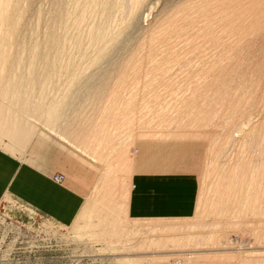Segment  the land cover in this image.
I'll return each mask as SVG.
<instances>
[{
  "label": "rangeland",
  "instance_id": "obj_1",
  "mask_svg": "<svg viewBox=\"0 0 264 264\" xmlns=\"http://www.w3.org/2000/svg\"><path fill=\"white\" fill-rule=\"evenodd\" d=\"M148 1L144 6H150L138 15L139 25L131 27V33L127 31L133 34L129 37L134 44H121L120 54L116 48L113 58L99 65L87 67L90 62L78 57L79 62L74 61L84 70L87 67L86 73H80V81L87 80L90 72L102 74L113 62L118 68L110 75L106 92L95 96L77 91L69 84V72L57 71L52 81L55 86L49 84L46 94H41L43 103H61L72 96L69 104L74 110L66 109L57 123L46 120L43 113L37 117L33 109L20 113L24 114L21 117L29 137L18 145L0 135V264H122L121 258L134 261L132 264H264V201L257 204L255 212L249 206L248 212L237 215L233 206L237 203L230 195L225 197L231 198L229 203L225 199L232 205L229 210L222 203L224 199L220 201L221 193L232 192L227 193L219 181L230 171L245 177L264 168V16L261 20L256 17L259 21L251 16L264 0L243 1L246 5L238 0V8L232 4L230 12L218 6L224 0ZM6 3L11 21H23L13 34L26 42L37 15L47 19L52 7V0ZM250 3L253 7L257 4L253 13ZM190 4L193 9L201 7L188 11ZM178 12L195 13L192 20L197 27L207 17L206 34L208 39L213 34L210 38L215 41L206 39L202 21L203 33L195 24L196 32L192 26L180 25L183 33L177 30L180 33L173 35L178 37L171 35L173 41L167 40L170 45L163 42L164 34L155 30L160 26H154L159 22L161 31L166 26L162 23H167L165 18ZM242 27L246 29L243 32ZM151 39L153 45L148 44ZM11 45L12 61L20 57L16 49L33 47ZM122 71V88L116 91L113 86ZM0 72V80L7 86L19 82L6 70ZM43 78L39 77L40 81ZM64 133L69 136L64 137ZM94 136L103 137V143ZM238 187H233V195ZM91 204L105 220L101 224L104 230L98 231L103 236L98 238L96 233H86L89 229L73 230L76 216L92 208ZM90 219L84 215L80 225Z\"/></svg>",
  "mask_w": 264,
  "mask_h": 264
},
{
  "label": "bare ground",
  "instance_id": "obj_2",
  "mask_svg": "<svg viewBox=\"0 0 264 264\" xmlns=\"http://www.w3.org/2000/svg\"><path fill=\"white\" fill-rule=\"evenodd\" d=\"M147 1L148 0H52V4H51L52 7H51V12H50L49 17L47 19H45V17H43L41 13H39L37 15V17H36L37 20L35 19L36 20L35 23L32 24L30 26V28H29L30 29V38L26 42V41H21V40L17 39V37L13 34V32L21 24H23V21H19L18 23L12 22L11 21L12 19H11L10 7L7 5L6 0H0V44L1 45L2 44L3 45L5 44L4 47H1V45H0V71L6 70V72L8 74L12 75L11 76V79H14L15 80L16 78L17 79L19 78V82H16V84L10 85L11 87L7 86V83L5 84V82H3V81L0 80V92H2L1 95H0V99L5 100L4 101L5 104L8 105V106H3V104H1V102H0V135L8 137L15 144H17V143L20 144L21 142H23L25 139H27L29 137V131L25 128V126L23 124V119L21 117L24 114H21L20 115V113H26L28 111H31V109H33L34 112H35L34 114L37 117H40L41 113H43L46 116V120L53 121V123L54 122L57 123L58 121L61 120V117H62L61 114L66 109L67 110H70V111L71 110H74L72 104H69L70 103V100L73 98L72 96H71L72 98L69 97V98H67V101H64L63 100L61 103H57V102L54 103L53 102V103H47L45 105L43 103V101L45 100V98L43 99V97H41V94L44 91L45 92L47 91L46 89H47V86L49 84H53L52 81L55 78V76L57 77V71L59 72V71L62 70V71L69 72V76L71 77V79H69L70 82L69 81L68 82H69L70 85L76 86V89L75 90H77V91L78 90L79 91L80 90L81 91L84 90L88 94L89 93L90 94L91 93L92 94L94 93V95L97 94L98 96H99V94H103L104 92H106L109 89V87H110L109 85H111V84H109L110 75L112 74V72L114 71V69H116L118 67H116V65H114L113 62L110 63V64L108 63V65H107L108 69H106V71H104L102 74L101 73H98L97 74V73H95L97 71H94V72H90L89 74L87 73V76H86L85 73L87 72L86 71L87 70V67H90V65L96 64V63L99 65V63L103 62L104 60H106V62L108 60H111L113 58L112 57L113 56V53L116 52L115 49L118 48L121 44H131V43H133L132 42V39H130V37H129V36H132L133 34H130L129 35L127 33V31L131 27H135V26H137V24L139 25V22H138L139 21L138 20L139 13L142 11V8H145V7H149L150 6V5L149 6H144L145 3H147ZM195 1H194L193 4H195ZM203 1H205V0H203ZM231 1L232 0H224L222 4H220L221 2L219 3L222 6H220L219 4H218V6H219V8L220 7H223L224 10L227 9V11L229 9L228 12H230V10L232 9V8H230V6L232 7V4H234L233 7L235 9V7H237V4L236 3H238V4L241 3L240 5H243L244 4L243 1L247 2L246 0H242V2H240L241 0L240 1H238V0L237 1L235 0L234 1L233 0V3H230ZM250 1H248V2H250ZM190 2L191 1L189 0V3ZM252 2H253V0H252ZM148 3H149V1H148ZM174 3H175V1H174ZM176 3H178V2H176ZM176 3H175V6H176ZM254 3H256V1ZM191 4L189 5V7L191 6ZM250 4L251 5H249V6L253 7V4L252 3H250ZM178 5H181V3L178 4ZM178 5H177V7H178ZM244 5H246V4H244ZM259 5H260V3L258 4V6ZM152 6H154V5H152ZM168 6H169V4H168ZM173 6H174V4H173ZM192 6L194 7L195 5H192ZM256 6H257V4H254V7L255 8H256ZM260 6L258 8H256V10H255L254 13H253V11H254L253 9H255V8L253 7L252 10H251L252 11L251 13H253V14L251 15V13H250V15L253 16L254 18H256V17L258 19L260 18L259 20H261L262 16H264V10H263L264 5L261 6L262 8ZM200 7L201 6L199 5L198 8H200ZM155 8H157V7H155ZM191 8L192 7H190V9L188 11H193L197 7H194V9L193 8L191 9ZM198 8L196 10H199ZM223 8L221 9V13H223V11H224ZM162 9L166 10L165 7L164 8L162 7ZM201 9L204 10V8H201ZM234 9H233V11H234ZM239 9H240V7H239ZM239 9H236V10H239ZM143 10H145V9H143ZM148 10L153 11L154 9L153 10L152 9H148ZM164 10H163V14H164ZM227 11L225 10V12H227ZM193 12H190L191 13V16L187 15L188 12H186L187 14H182L181 13V15H180L179 14L180 12H178L176 14H179V15H172V16L170 15L171 17H169L168 19L165 18L167 20L168 25H167V23H165L166 22L165 20H164L165 22L162 21L163 22L162 25L163 24L166 25L165 28L166 27L167 28L166 29L163 28L161 31L158 30L159 28L160 29L162 28L161 27V24L159 22L157 23V25L154 24L155 25L154 27H159L160 26L158 29H155L157 31V34L158 35L164 34L163 36H165L164 39H166V40L165 41L162 40V41L165 42L166 44L169 43L167 45L172 44V43H170V41H167V40L168 39L169 40L172 39L171 35H173L174 33H178L177 30H179V31L181 30L180 32L183 33V31H182L183 29H179V28H181L180 25L181 26H186V27L187 26L188 27H190V26L193 27V25L195 24L196 26L195 25L194 26L196 28L197 27V23L196 22L194 23V21H196V20H194V21L192 20V16L195 15V13H193ZM149 13L151 14L152 12H149ZM173 14H174V12H173ZM141 15H142V12H141ZM196 16H197V13H196ZM200 16H203L204 17V15H200ZM200 16H198V18ZM156 17H158V16H156ZM194 18L196 19L197 17H193V19ZM202 18H200V19H202ZM206 18H203V19L206 20ZM257 18H256L255 21H259ZM161 20H162V18H161ZM205 20H202V21H205ZM199 21H201V20H199ZM202 21H201V23L204 24ZM209 21H208V19H207V22L205 21V30H206L205 32L203 31L204 28H202V30L200 28L201 27V23L199 22L200 26L198 24V27L199 28L197 27V29L201 30V32L203 31L204 32V35L207 33L208 28H207L206 25H208L207 23ZM233 22H231V23H233ZM241 26H240V28H241ZM233 27H234V25H233ZM40 28H41L42 32H40L41 31V30H39ZM195 28L193 27L194 32L197 31V29L195 31ZM242 28H243V30H241V29L240 30L243 32L244 29H245V27H242ZM131 31L132 30L130 29V33H131ZM210 31H212V30H210ZM159 32H161L162 34L159 33ZM132 33H134V32H132ZM208 33H209V31H208ZM216 34H215V37L217 38V36H218L219 33L217 35ZM207 35L208 34H206L205 37H206L207 40H209V39H211L210 36H212L213 34H211L209 36V39H208ZM176 36L178 37L179 35H175V36L173 35V37H176ZM189 36H191V35H189ZM151 37H152V35L150 36V38ZM153 37H155L154 34H153ZM184 37H186V35ZM201 37H203V34H202ZM188 38H190V37H188ZM188 38L187 39L183 38V39H185V41H187ZM152 39L154 40V38H152ZM152 39L151 40H148V42H149L148 44H152L153 43V40ZM162 39H163V37H162ZM174 39H178V38H174ZM180 39H182V37ZM180 39H178V40H180ZM202 39L205 40L204 38H201L200 40H202ZM212 39L214 40L215 38H212ZM162 41H160V42H162ZM172 41H173V39L171 40V42ZM135 42H136V40H135ZM174 42H176V41L174 40ZM156 43L158 44L159 42H156ZM156 43L154 42V44H156ZM165 43H163V44H165ZM9 44L10 45L11 44H32L33 47H31L30 49L28 48L29 50H27L26 48L24 49L22 47L21 48H18V49L15 48L16 49L15 52L16 53H19V56L20 57L18 59H16V60H13L12 61L11 60V53L13 51H12V49H9V48H11V47H9L10 46ZM141 44H143V43H141ZM195 45L196 44H194V46ZM18 46H20V45H18ZM227 48H229V47L227 46L225 48L226 51H227ZM119 49L120 48H118L117 52L120 54L121 53L120 52L121 49H120V51H119ZM114 50H115V52H114ZM122 50H125V49H122ZM128 51L129 50H127V52ZM38 52L40 53L39 56H37L38 55L37 54ZM24 54H28V57L27 58H23V55ZM77 57L78 58H81V60L82 59H86V60H83L84 62L87 61V60L90 62L89 66L87 65L86 70H84L85 68H81V67H79L78 64L74 63V61H76L78 59ZM35 60L37 61V63L39 62V63L43 64V67L40 68L39 65L36 64ZM63 60H66L67 63L66 64H61V61H63ZM77 62H79V59H78ZM87 62H85V63H87ZM8 63H9L10 66L9 65L8 66L6 65ZM85 66L86 65H84V67ZM100 67H101V65H100ZM213 67L216 69V65L213 66ZM96 68H99V67H96ZM214 68H212V69L214 70ZM109 69H111V70H109ZM81 70H83V71H81ZM62 71H61V73H62ZM82 72H85L84 74H85L87 80H84V81H80L79 80L78 77L81 75L80 73H82ZM0 73H2V72H0ZM100 74H101V76L99 77L98 75H100ZM124 74L125 73L123 71L120 72V74H118L119 81H117L114 84V86H113L114 90L116 89V91H117V89L122 88V84L120 82V77H123ZM41 76H44L43 81H40V79H39V77H41ZM97 76L99 78L98 80L96 78ZM95 78H96V80H95ZM35 80H36V84L32 85V83ZM11 83H12V80H11ZM9 84H10V81H9L8 85ZM69 84H68V86H69ZM71 90H73V89H71ZM10 91H11V96L9 95V92ZM69 92H72V91H69ZM35 94H37V95L34 96ZM97 95H95V96H97ZM67 96H68V94H67ZM90 97H93V96H90ZM52 99H54V98H52ZM115 101H117V100H115ZM4 102H2V103H4ZM8 102L10 103V105H9ZM66 102H68V103H66ZM111 103H112V101H111ZM11 104H13V105H11ZM106 108H108V107H106ZM114 108H117V107H114ZM19 109L21 111H19ZM73 117H75V116H73ZM248 118L250 120V117H247V119ZM113 120H114V118H113ZM82 121H83V119H82ZM83 122H85V121H83ZM249 122H251V121H249ZM71 123L73 124V122H71ZM246 124H249V123H246ZM262 125H263V123L261 124V126ZM250 126H254V125H250ZM263 128H261V129H263ZM30 131H31V129H30ZM262 132H263L262 133L263 134L262 136H264V131H262ZM83 133H84V131H83ZM60 134H61V132H60ZM66 134L67 133H64L63 136L65 137ZM69 134H70V132H69ZM73 134H75V133H73ZM103 134H105V133H103ZM67 136H69V135L67 134ZM260 136H261V134H260ZM94 137H96V139H98L100 143L103 141V137L102 138L100 136H94ZM94 141H96V140H94ZM106 142H107V140H106ZM262 149L263 148L261 147V150ZM261 154H264L263 151H262ZM261 156H263V155H261ZM263 161H264V157H263ZM259 164H261V163H259ZM263 165H264V163H263ZM263 165L261 164L262 168H263ZM251 166H254V164L253 165L251 164ZM255 166H258V163ZM245 167H246V165H245ZM246 169L249 170L250 169V166H247ZM242 170L244 172L246 171L244 168ZM225 173H226V171L223 174H225ZM255 173H256V175H254ZM248 175L245 174V177H247V176L249 177V178L247 177V179H246L244 177V175H243V177H241L240 175L239 176L236 175L235 170H234L233 172L230 171V174H226V176H224L223 178H222V176L221 177L219 176V178H222V179H219V181L221 180L220 182H222V183H220V184H222L223 187H225V189H226L225 191H227V193H229L230 191L232 192V194H225L224 193V188H223L221 190V192H223V194H225V195L222 196V193H221V197H223V198L220 201H222L224 199L223 200L224 202L222 201V203L224 205L226 203V201L230 198V197L227 196L228 198L226 199L225 198L226 195H230L231 198H232V199L231 198L230 199L237 203V205H233L234 207H236V212H237L236 214L237 215H238V212H239V214H242L244 212H248L249 209H250V207L252 208V209H250L252 211L254 208H256L257 204L259 206L262 203V201H264V199H263L264 197H263V195L261 193V191H262L263 194H264V191H263L264 190V168L260 172H257V170L255 169V172L254 173L252 171V174L250 175V172H249ZM57 180L59 181L60 179L57 178ZM222 185H220V186L222 187ZM233 187L234 188H237V187L239 188V189H235L236 191H235V194L234 195H236L235 196L236 197V200L233 199L234 198V195H233L234 188ZM242 188H243V190H242ZM97 191H98V189H97ZM98 195H100V194H98ZM232 195H233V197H232ZM216 198H214V200L212 198V201H214L217 204L219 202H217L218 199H216ZM260 198H262V200ZM97 199H99V196H98ZM225 199H226V201H225ZM105 200H107V199L105 198ZM234 202L231 203V204H234ZM89 203H90V201H89ZM108 203H110V202H108ZM215 203H214V205H215ZM228 203H226L227 205L226 204L224 205V206L227 207L226 210L227 209L229 210L232 207V205L229 206ZM217 205H220V204H217ZM223 205L221 204L222 207H223ZM91 207H92V204H91ZM94 207H95V205H94ZM217 207H219V206H216L215 208H217ZM234 207H233V209H234ZM105 208H107V209L109 208L108 204H107V206ZM86 209H88V208H86ZM96 209H94L92 207V208H90L87 211L85 210V212L84 211L82 213L80 212L78 214L77 218H76V221L74 222L75 223L74 224L75 226H74L73 230H77V231H80L81 232V231H85L86 229L87 230L89 229V231L86 232V233H88V234H89V232H92V234L93 233H96L95 234V238L96 237L98 238L99 235H102L98 231L100 230V232H101L102 230H104V229L101 230V224H103V220L104 219L102 220V216L103 215L100 216L99 210L97 211ZM222 209L224 210V207ZM246 209H248V210L246 211ZM256 210H257V208H256ZM254 212H255V209H254ZM84 215H86L87 217L89 216L91 219L89 221H87V222L85 221L86 224L81 226L80 223L81 222L83 223V221H81V220H83V216ZM79 218H81L80 222L78 221ZM258 227H260V226H258ZM257 229H259V228H257ZM261 229H264V226H262V224H261ZM261 231H263V230H261ZM57 233H59V232H57ZM97 233H99V234L97 235ZM77 236H79V235L77 234ZM91 236H93V235H91ZM89 237H90V235H89ZM211 237H213V236H211ZM75 238H74V240H78L79 239V238H77V239H75ZM209 240H211L210 239V236H209ZM160 243H165V241H162L161 240ZM168 243H171V242H168ZM227 246H228V243H227ZM106 248H108V247H106ZM98 253H100V252H98ZM124 258H126V257H124ZM120 262L122 264L123 263L124 264H132L134 261H132V260H126V259L123 260V258H121V261ZM147 262H149V261H147Z\"/></svg>",
  "mask_w": 264,
  "mask_h": 264
},
{
  "label": "crops",
  "instance_id": "obj_3",
  "mask_svg": "<svg viewBox=\"0 0 264 264\" xmlns=\"http://www.w3.org/2000/svg\"><path fill=\"white\" fill-rule=\"evenodd\" d=\"M7 192H9L10 195L13 196V197L16 196L15 193H14L12 190H7ZM50 216H51L52 219L56 220V218H54L52 215H50ZM77 216H78V215H77ZM77 216H76V218H77ZM76 218H75V219H76ZM75 219H74V221H75ZM56 221H57V220H56ZM57 222L62 223L61 221H57ZM55 231H56V230H55ZM57 232H58V231H57Z\"/></svg>",
  "mask_w": 264,
  "mask_h": 264
},
{
  "label": "built area",
  "instance_id": "obj_4",
  "mask_svg": "<svg viewBox=\"0 0 264 264\" xmlns=\"http://www.w3.org/2000/svg\"><path fill=\"white\" fill-rule=\"evenodd\" d=\"M58 181V180H57Z\"/></svg>",
  "mask_w": 264,
  "mask_h": 264
}]
</instances>
